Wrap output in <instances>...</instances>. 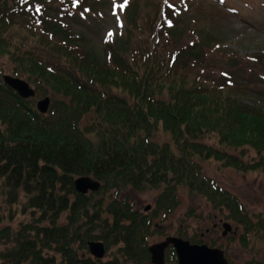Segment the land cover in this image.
Instances as JSON below:
<instances>
[{
	"label": "trees",
	"instance_id": "16d2710c",
	"mask_svg": "<svg viewBox=\"0 0 264 264\" xmlns=\"http://www.w3.org/2000/svg\"><path fill=\"white\" fill-rule=\"evenodd\" d=\"M52 1L67 12V5L91 12L85 0H0V59L7 55L11 75L51 98L41 113L32 97L22 98L5 83L0 70V189L9 204L21 203L32 215L18 229L0 227V264H149L154 220L179 205L182 186L241 228L242 248L253 253L243 264H264L254 254L264 241V212L249 211L205 176L198 161L214 159L264 177V97L237 92L228 78L235 65L208 64L215 55L230 59L232 51L194 49L208 44L204 34L180 47L178 27L162 43L155 14L147 12L138 36L108 42L111 51L102 61L81 42L73 18L46 8ZM134 13L131 27L139 19ZM214 137L217 145L208 142ZM247 151L255 155L247 158ZM79 176L98 179L99 189L79 192ZM128 187L159 190L157 208L145 213L118 197ZM189 238L222 247L229 264H239L219 239L205 241L201 233ZM91 240L105 243L107 258L89 253ZM165 258L177 263L171 245Z\"/></svg>",
	"mask_w": 264,
	"mask_h": 264
},
{
	"label": "rangeland",
	"instance_id": "374dc122",
	"mask_svg": "<svg viewBox=\"0 0 264 264\" xmlns=\"http://www.w3.org/2000/svg\"><path fill=\"white\" fill-rule=\"evenodd\" d=\"M166 1L172 7L167 6L165 0H85L84 4L91 5L89 14L72 9L69 5H67V12L62 7L59 9L58 6L51 5L54 1L47 2L46 8L48 7L49 10L53 6L56 10L61 11L68 20V17L73 18L74 30L83 35L81 42L88 49H92L102 61L107 52L111 51L108 42H114L121 35L138 36L140 27L148 21L150 14H155L154 28L156 31L164 34V37L161 38L162 43H166L167 36L176 27L179 29L177 36L182 38L180 47L197 42L200 35L204 34L208 44L196 43L194 49L202 48L210 51L218 46V49L230 50L233 53L230 59L215 55L213 56L215 59L213 61L209 59L208 64L213 68H226L235 65L228 69L231 73L228 78L233 83L235 82L234 87L239 86V91L236 90L237 87L233 89L240 92L242 88L252 96L258 94L264 97V0ZM133 11H135L133 18L137 12L138 16L135 18L139 19L131 27L134 22L131 15ZM53 12L56 13L52 9ZM250 57L259 63L258 67H254L249 62ZM233 60L237 64H231ZM11 65L7 55L1 57L0 70L5 74H11ZM27 81L29 82V80ZM29 83L35 88L31 82ZM43 97L45 96L32 97L35 106L37 100ZM159 137L167 139L163 133H160ZM208 142L217 145L215 137L209 138ZM247 152V158L255 155L253 152ZM198 161L201 163L205 176L215 179L220 185L238 196L249 211L264 212V177L258 171L238 170L232 166H224L214 159H199ZM158 194L159 190L156 188L136 191L128 187L119 191L118 197H127L136 209L150 213L157 208L156 197ZM178 194L180 196L179 205L163 219L160 215L155 218L154 222L157 224L158 231L150 237V244L160 242L169 235L184 238L181 234L183 233L188 235L185 239L190 240V236L201 233L205 241L219 239L216 240L217 243L228 245V253L239 264H243L253 255V253L243 250L238 238L241 228L237 226V223L227 220L219 210H214V206L207 198L192 194L185 186L178 188ZM106 195L108 196V193ZM5 199L6 194H2L0 189V227L9 226L18 229L22 223L32 220V215L25 212L21 203L11 205ZM147 206H150L148 210H146ZM191 209L192 214L188 215ZM224 221H229L232 224L234 231L229 234H234L235 240L230 241L227 238L228 234L221 237ZM0 248H3L2 244ZM255 249L254 254L264 258V241L258 242ZM225 253L226 250H224ZM104 258L107 256L105 255ZM166 264L178 263L166 261Z\"/></svg>",
	"mask_w": 264,
	"mask_h": 264
},
{
	"label": "water",
	"instance_id": "95a60500",
	"mask_svg": "<svg viewBox=\"0 0 264 264\" xmlns=\"http://www.w3.org/2000/svg\"><path fill=\"white\" fill-rule=\"evenodd\" d=\"M3 79L22 98H30L36 95L35 88L26 79L7 73L3 74ZM50 102V96L37 100V110L46 113ZM100 185V181L92 176H79L75 179V188L81 193L98 190ZM149 207L147 206L146 210ZM222 226V236H226L233 230L229 221H224ZM169 245H172L176 251L178 264H229L223 249L209 246L206 243H192L189 239L174 235H169L164 240L149 245L152 264H166L165 250ZM88 247L94 257L99 259L105 257L106 247L103 241L91 240L88 242Z\"/></svg>",
	"mask_w": 264,
	"mask_h": 264
}]
</instances>
